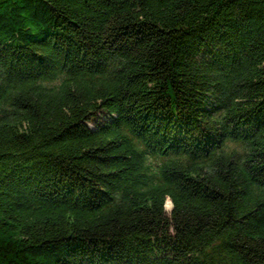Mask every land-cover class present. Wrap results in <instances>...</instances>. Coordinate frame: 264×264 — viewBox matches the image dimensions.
Returning a JSON list of instances; mask_svg holds the SVG:
<instances>
[{
    "label": "trees",
    "instance_id": "trees-1",
    "mask_svg": "<svg viewBox=\"0 0 264 264\" xmlns=\"http://www.w3.org/2000/svg\"><path fill=\"white\" fill-rule=\"evenodd\" d=\"M0 264H264V0H0Z\"/></svg>",
    "mask_w": 264,
    "mask_h": 264
},
{
    "label": "rangeland",
    "instance_id": "rangeland-1",
    "mask_svg": "<svg viewBox=\"0 0 264 264\" xmlns=\"http://www.w3.org/2000/svg\"><path fill=\"white\" fill-rule=\"evenodd\" d=\"M100 113V112H99ZM232 146H235L237 148H241L240 144L236 143V142H231L230 143ZM170 199V198H169ZM169 199L166 201V207L167 205L171 206V202L169 201ZM168 211H170V207H167Z\"/></svg>",
    "mask_w": 264,
    "mask_h": 264
}]
</instances>
